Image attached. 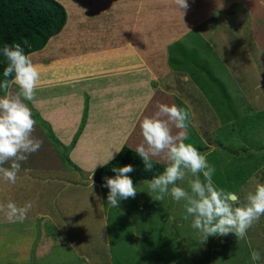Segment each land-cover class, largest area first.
Masks as SVG:
<instances>
[{
  "label": "rangeland",
  "instance_id": "obj_1",
  "mask_svg": "<svg viewBox=\"0 0 264 264\" xmlns=\"http://www.w3.org/2000/svg\"><path fill=\"white\" fill-rule=\"evenodd\" d=\"M166 3L171 9L168 22L179 32L158 34L157 50L141 53L162 58L168 71L156 74L155 92L129 116L132 124L122 132L143 142L140 123L155 115L157 102L187 109L190 125L185 143L207 154L216 169L215 186L235 192L243 203L248 192L264 184V49L259 51L246 34L248 23L244 31L237 19L228 18L235 14L232 9L219 10L217 16L210 11L200 18L196 6L183 16L176 5L171 6L173 0ZM157 12L158 25L163 26L167 22ZM255 36L264 40L259 33ZM71 174H58L46 184L0 179V204L11 201L22 207L30 201L27 219H37L39 211L55 217L58 208L68 216L56 219L55 226H43L38 219L30 226L7 222L0 213V255H4L0 264H264V216L242 240L229 234L203 243L191 227L193 218L185 219L184 201L171 196L155 201V194L138 182L136 197L113 208L107 203L108 188H97L94 182L89 187L86 176ZM189 178L177 186L188 189ZM63 182H69V188L64 189ZM48 234L54 236L55 245L47 242ZM253 250L261 253L260 261L251 260Z\"/></svg>",
  "mask_w": 264,
  "mask_h": 264
},
{
  "label": "crops",
  "instance_id": "obj_2",
  "mask_svg": "<svg viewBox=\"0 0 264 264\" xmlns=\"http://www.w3.org/2000/svg\"><path fill=\"white\" fill-rule=\"evenodd\" d=\"M55 1L65 9L66 23L43 49L29 54L39 67L41 77L34 100L24 101L36 121L32 136L42 140L43 144L22 162L17 180H38L46 184L58 174L73 172L72 177L76 178V173L86 176L88 186L94 187L92 174L112 152L120 150L126 143L136 151L142 143L122 131L126 124H132L129 116L139 110L151 92L152 95L155 92L156 74L164 76V70L168 71L162 58L151 53L145 56L141 51L157 50L158 34L172 35L179 31L168 22L171 9L167 0ZM187 2L189 7L196 6L200 18L210 11L217 16L219 10L232 9L235 14L227 15L228 18L237 19L244 31L245 23H248L246 34L259 51L264 49V40L259 42L255 36L259 33L264 37V0ZM157 11L169 24L158 25ZM227 47L232 49L228 44ZM3 95L4 92L0 93V97ZM48 135L63 146L62 153ZM63 153L71 164L62 159ZM154 161L167 164L162 160ZM62 186L67 189L70 184L63 182ZM95 186L101 188V184ZM55 214L51 217L39 211L36 218L43 226H55L56 219L68 218L60 208ZM37 219L29 218L24 222L34 226ZM47 239L55 245L52 234H48Z\"/></svg>",
  "mask_w": 264,
  "mask_h": 264
},
{
  "label": "clouds",
  "instance_id": "obj_3",
  "mask_svg": "<svg viewBox=\"0 0 264 264\" xmlns=\"http://www.w3.org/2000/svg\"><path fill=\"white\" fill-rule=\"evenodd\" d=\"M183 16L189 8L187 0H173ZM26 43V42H25ZM7 66L3 71L0 90V179L15 184L21 172L22 162L37 152L43 141L32 136L36 121L33 112L24 101L35 98L41 73L30 55H26L19 43L5 44L2 49ZM158 111L154 116H146L140 123L143 142L137 146L136 153L142 160L144 171L153 170V160H162L167 167L162 174L151 180L141 181L155 194V201H163L171 196L176 202L184 201L188 216L193 218L191 227L198 230L202 242L209 237L234 234L238 240L246 237L248 229L264 216V184H257L254 191L247 193L245 202L232 191L218 189L213 183L215 167L207 160V154H201L196 147L185 143L190 125V112L176 105L168 106L157 102ZM178 130L173 133V130ZM120 150L100 166H106ZM10 164L9 167L4 165ZM115 177H104L102 186L109 189L107 203L118 208L121 200L135 198L137 188L128 175L135 171L133 165L113 167ZM201 176L203 179H201ZM188 179V189L177 186L178 181ZM32 203L17 206L14 202L0 204L7 222L23 223L27 219ZM251 260H261V253L253 250Z\"/></svg>",
  "mask_w": 264,
  "mask_h": 264
},
{
  "label": "trees",
  "instance_id": "obj_4",
  "mask_svg": "<svg viewBox=\"0 0 264 264\" xmlns=\"http://www.w3.org/2000/svg\"><path fill=\"white\" fill-rule=\"evenodd\" d=\"M65 23L66 11L55 0H0V82L4 79L3 71L7 66L2 55L5 44L19 43L25 54L29 55L43 49L50 38L62 31ZM0 93L3 91L0 90ZM50 139L58 149H62L56 140L51 137ZM62 159L71 164L65 154L62 155ZM129 164L135 169L133 173L128 174L134 184L143 180H151L154 176L162 174L167 167L153 160V170L145 172L143 162L136 151L123 146L113 160L94 171L92 181L102 185L106 182L104 177H115L113 167H123ZM73 168L79 170L76 166Z\"/></svg>",
  "mask_w": 264,
  "mask_h": 264
}]
</instances>
